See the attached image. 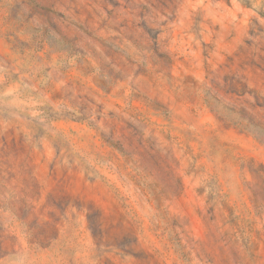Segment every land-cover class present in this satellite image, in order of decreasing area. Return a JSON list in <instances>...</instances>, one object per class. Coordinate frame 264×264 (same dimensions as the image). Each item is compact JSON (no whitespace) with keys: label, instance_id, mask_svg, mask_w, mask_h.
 <instances>
[{"label":"rangeland","instance_id":"374dc122","mask_svg":"<svg viewBox=\"0 0 264 264\" xmlns=\"http://www.w3.org/2000/svg\"><path fill=\"white\" fill-rule=\"evenodd\" d=\"M0 264H264V0H0Z\"/></svg>","mask_w":264,"mask_h":264}]
</instances>
